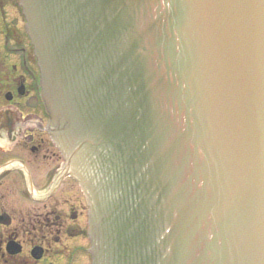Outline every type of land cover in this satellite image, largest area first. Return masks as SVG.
Returning a JSON list of instances; mask_svg holds the SVG:
<instances>
[{
	"label": "water",
	"instance_id": "water-1",
	"mask_svg": "<svg viewBox=\"0 0 264 264\" xmlns=\"http://www.w3.org/2000/svg\"><path fill=\"white\" fill-rule=\"evenodd\" d=\"M20 3L93 264H264V0Z\"/></svg>",
	"mask_w": 264,
	"mask_h": 264
},
{
	"label": "flooded vegetation",
	"instance_id": "flooded-vegetation-1",
	"mask_svg": "<svg viewBox=\"0 0 264 264\" xmlns=\"http://www.w3.org/2000/svg\"><path fill=\"white\" fill-rule=\"evenodd\" d=\"M5 3L0 0L2 22ZM16 28L15 21L0 23V264H69L77 247L66 238L82 228L75 204L64 208L63 185L67 176L80 183L65 170L63 144L49 118L32 110L41 103L38 83L30 49L14 50L21 40Z\"/></svg>",
	"mask_w": 264,
	"mask_h": 264
},
{
	"label": "rangeland",
	"instance_id": "rangeland-1",
	"mask_svg": "<svg viewBox=\"0 0 264 264\" xmlns=\"http://www.w3.org/2000/svg\"><path fill=\"white\" fill-rule=\"evenodd\" d=\"M5 17L3 19V22L0 21V23H4L7 21H15L17 23V32L21 36V40L17 43V45L14 46V50H23L22 46L25 45L28 49L31 51L32 55V62H28L30 68H32V71L35 74V80L33 81L34 84L38 83V86L35 88L34 93L40 96V100L35 108L32 110L35 112H38L37 115L39 117H43L44 120L48 118V111L46 109L45 103L43 101L42 95H41V84H40V75H39V67L37 65V61L35 58L34 54V45L33 42L30 40L27 32H26V27H25V16L22 12V6L20 4V0H5ZM3 0H1V3ZM3 16V15H1ZM1 40H4L3 36L1 37ZM3 42V41H1ZM19 53H17L18 56ZM68 181L63 185V200H64V208H68V206L71 203L75 204V207L77 210H79L80 215L78 217L79 221V228H82L81 232L78 234L77 237H74L73 239L66 238V240L69 242L71 246L74 245V247H77L76 249V260L72 263L70 262L69 264H91V254L89 251L90 244H91V239L88 236L87 228H88V223H89V216H88V205L89 202L84 194V191L79 184L75 182V186L69 182L71 180L74 181L70 176H67ZM70 246V247H71ZM56 248V247H54ZM58 250L64 249L62 248H57ZM61 260V259H60ZM59 260V263H62V261ZM68 264V263H66Z\"/></svg>",
	"mask_w": 264,
	"mask_h": 264
}]
</instances>
